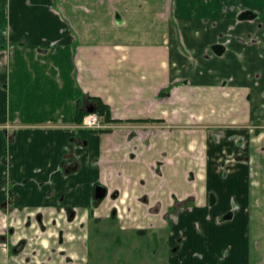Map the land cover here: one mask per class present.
I'll list each match as a JSON object with an SVG mask.
<instances>
[{"label": "crops", "instance_id": "obj_1", "mask_svg": "<svg viewBox=\"0 0 264 264\" xmlns=\"http://www.w3.org/2000/svg\"><path fill=\"white\" fill-rule=\"evenodd\" d=\"M97 102L109 128H80ZM12 198L0 222L18 241L42 214L50 264H82L79 224L115 210L166 241L168 264H264V0H0Z\"/></svg>", "mask_w": 264, "mask_h": 264}, {"label": "flooded vegetation", "instance_id": "obj_2", "mask_svg": "<svg viewBox=\"0 0 264 264\" xmlns=\"http://www.w3.org/2000/svg\"><path fill=\"white\" fill-rule=\"evenodd\" d=\"M84 119V118H83ZM103 187V186H102ZM97 188V187H96ZM106 189V188H105ZM117 196H115L116 198ZM98 200L96 198L95 192V205L98 207L105 201ZM14 200L9 203H5L0 205V208L10 207L14 204ZM33 224L30 222H26V227L28 229H36L34 231L32 238L24 237L19 239L18 241H13V238L17 234V226L16 222L13 221L8 223L7 221L0 222L1 224V233H0V258L4 257L7 264H50L47 261H42L41 259V249L39 247V242L42 239V234H45L46 231L44 230V221L43 215L37 214L33 218ZM77 219V213L73 211V209H69L68 212L65 213V222L69 225L75 223ZM53 225L57 227V222L54 220ZM101 225H112L114 232L112 235L113 241L109 238V234H105L100 230ZM81 232H85V246H86V258L82 261V264H90L89 258V250H88V241L90 239V232L91 230L98 234V242L105 244L109 243L112 244L113 242L122 243L125 245H129L127 247L128 250H132L133 254L138 253V247H141L143 242H148L146 255H149V262L146 264H157L154 263L153 259H156L159 263L168 264L167 261V252L159 253L158 249H155L157 246H163L167 250V243L163 240L155 239L153 233L150 230H127L121 225V221L117 217L116 210L112 212L111 216L107 219L101 217L91 218V220L87 222H81L79 224ZM61 234L58 235V240L60 239ZM106 238V239H105ZM103 239V240H102ZM140 239V240H139ZM154 240V242H152ZM172 252H176L178 250V245L170 249ZM142 251V250H141ZM56 253L55 250L53 251V247L49 250V258H53V254ZM60 254L63 255L66 259L69 258L66 251H60ZM115 256V255H114ZM70 264L72 262H69Z\"/></svg>", "mask_w": 264, "mask_h": 264}, {"label": "rangeland", "instance_id": "obj_3", "mask_svg": "<svg viewBox=\"0 0 264 264\" xmlns=\"http://www.w3.org/2000/svg\"><path fill=\"white\" fill-rule=\"evenodd\" d=\"M100 230L105 234H109V238L113 241L112 235L114 229L112 225H101ZM98 239V234L91 230L88 241L90 264H146L150 260L149 255H146L148 242H143L142 246L138 247V253L133 254L132 250L127 249L129 245L122 244L121 242H113L112 244L107 242L102 244L98 242ZM155 249H158L159 253L168 251L165 247L163 248V246L159 247L157 245ZM153 261L158 264L156 259H153ZM159 264H166V261L165 263Z\"/></svg>", "mask_w": 264, "mask_h": 264}, {"label": "built area", "instance_id": "obj_4", "mask_svg": "<svg viewBox=\"0 0 264 264\" xmlns=\"http://www.w3.org/2000/svg\"><path fill=\"white\" fill-rule=\"evenodd\" d=\"M79 127L95 132H102L109 128L106 125L105 116L94 112L84 117Z\"/></svg>", "mask_w": 264, "mask_h": 264}, {"label": "trees", "instance_id": "obj_5", "mask_svg": "<svg viewBox=\"0 0 264 264\" xmlns=\"http://www.w3.org/2000/svg\"><path fill=\"white\" fill-rule=\"evenodd\" d=\"M92 108L94 109V112L95 113H99L101 115H104L106 122H109L110 121V119H109V113H108V108L105 105H102L100 102H97V103H95V104L92 105ZM82 111L83 110L81 109V112L79 111V114H81L82 119H83L85 116L83 115ZM89 114L90 113H88L87 115H89Z\"/></svg>", "mask_w": 264, "mask_h": 264}, {"label": "water", "instance_id": "obj_6", "mask_svg": "<svg viewBox=\"0 0 264 264\" xmlns=\"http://www.w3.org/2000/svg\"><path fill=\"white\" fill-rule=\"evenodd\" d=\"M90 113L94 112V109L89 110ZM107 196V189L102 186H97L96 188V198L98 200H103Z\"/></svg>", "mask_w": 264, "mask_h": 264}]
</instances>
